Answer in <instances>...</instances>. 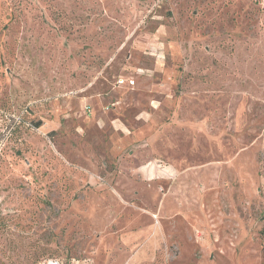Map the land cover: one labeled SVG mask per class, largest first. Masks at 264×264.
<instances>
[{"label": "rangeland", "instance_id": "374dc122", "mask_svg": "<svg viewBox=\"0 0 264 264\" xmlns=\"http://www.w3.org/2000/svg\"><path fill=\"white\" fill-rule=\"evenodd\" d=\"M264 264V0H0V264Z\"/></svg>", "mask_w": 264, "mask_h": 264}, {"label": "built area", "instance_id": "2783aa9c", "mask_svg": "<svg viewBox=\"0 0 264 264\" xmlns=\"http://www.w3.org/2000/svg\"><path fill=\"white\" fill-rule=\"evenodd\" d=\"M38 264H63L58 258H46L40 261Z\"/></svg>", "mask_w": 264, "mask_h": 264}]
</instances>
